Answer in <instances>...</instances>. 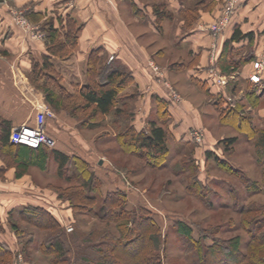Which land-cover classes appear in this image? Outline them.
<instances>
[{
  "label": "rangeland",
  "instance_id": "1",
  "mask_svg": "<svg viewBox=\"0 0 264 264\" xmlns=\"http://www.w3.org/2000/svg\"><path fill=\"white\" fill-rule=\"evenodd\" d=\"M171 25L172 31L174 23L172 22ZM74 56L70 57V60H74L73 70L70 73L55 66L64 85V92L60 95L64 99V105L70 110L78 101L79 88L88 82L87 73L83 70L84 66L78 64ZM95 56L93 57L99 67L120 64L113 55H99L100 58ZM190 60L186 51L179 52L170 48L169 53L164 57L146 60L148 65L146 64L144 72H140L142 78L139 86L137 88L130 86L122 93L123 96L132 92L137 93L136 99L131 102L134 117L130 120V124H134L138 129L147 128L150 116L152 114L156 116L154 114L158 109L154 101L156 95L165 98L170 105L183 108L182 117L175 113L177 118L165 123L172 133L168 136L171 149L168 167L152 169L144 160L123 152L116 137L124 130V122H116L113 115L102 120L97 119L83 109L78 111L77 116H72L66 111L53 110L46 123V132L55 141V146L50 149L55 148L88 161L91 169L102 181L101 189L104 194L121 188L128 194L129 209L139 210L144 207L154 212L153 216L161 228L159 253L162 264H201L197 259L194 245L191 246L175 232L173 225L176 220L190 224L198 240L202 238V233L205 234L204 230H208L210 237L214 236L223 241L241 236V261L232 264H261V260L254 257L247 246L253 240L254 234H257L248 232L249 227L253 230L257 219L264 220V193L248 192L241 177L219 168L214 158L208 159L206 151L209 150L213 152V156L230 162L252 181H257L263 186L264 160L257 161L254 142L248 141L235 124L223 122L218 101L221 93L230 106L244 105V113L250 115L259 128L264 127V119L261 118L264 116V106H261L262 109L260 108L256 115L253 114L246 105L245 89L248 87L241 81V77L238 74L230 77L221 73L219 78H222L225 84L220 85L218 75L210 66L209 59L210 63L206 64L205 69L193 71V74L206 82L210 70H213L212 78L218 88L214 90V95L210 96L203 86L188 76L190 73L186 71L187 69H182L180 61ZM30 86L35 92H41L31 82ZM21 87L24 98L29 101V98L34 97L30 91L25 90L24 86ZM252 88L260 92V85H254ZM66 92L72 94V99L63 96ZM29 104L32 103L29 101ZM201 121L203 127L200 126ZM196 129L204 132L200 143L191 136V131ZM231 137H237L238 143L228 152L221 141ZM191 158L194 167H191L192 169L185 167L182 170L180 163L184 164ZM6 159L8 157L4 158L5 161ZM175 166H178L177 171L174 170ZM192 174L197 177L201 187L197 193L192 191ZM2 179L6 180V178ZM21 182L27 188L18 190L24 191L20 196L17 192L9 195L12 198L9 200L10 208L16 200H23L22 204L27 201L40 202L39 204L52 213L55 220L62 225H60L61 229L67 234L66 239L70 241L68 246L72 252L71 256L77 255L72 242L78 244V236L75 234L78 230L86 231L88 236L105 231L118 233L114 224H107V221L85 215L80 210L76 211L70 200L62 198V193L68 194L70 187L78 186V183L67 184L59 178L57 164L54 161L51 160L47 171L31 168ZM232 195H236L238 199L236 200ZM100 201L96 206L100 205ZM22 204L15 205V209H12L4 219L0 218V228H4L3 232L0 231V240L18 254L14 264H51V256L45 255L43 247L40 248L41 243L47 240L50 233L20 218ZM27 205L31 204L27 203ZM250 206L254 208L253 212L241 211ZM14 222L25 232L23 236L16 234L11 227ZM147 229L149 236L152 230ZM210 237L203 243L212 244ZM134 240L124 249L117 248L119 254L122 253L128 258L122 259L119 264H140L135 259L139 243H135ZM261 259L264 260V252L261 254ZM212 262L229 264L221 254L214 261L208 260L207 264Z\"/></svg>",
  "mask_w": 264,
  "mask_h": 264
},
{
  "label": "trees",
  "instance_id": "2",
  "mask_svg": "<svg viewBox=\"0 0 264 264\" xmlns=\"http://www.w3.org/2000/svg\"><path fill=\"white\" fill-rule=\"evenodd\" d=\"M184 13V17L188 19L186 27H192L193 20L199 14L198 9H188ZM66 26H64V33L61 32V29L54 28L53 25L45 30L46 45L49 53L43 56L41 62H37L34 65L32 72L28 75L30 82L43 93L46 102L56 112L66 111L72 116H77L78 111L83 109L84 111H89L93 117L101 120L113 115L116 122H124L125 124L124 130L119 132L116 137L123 152L144 160L147 166L152 169L168 167L171 159L168 136H171L172 133L170 127L165 126V123L171 120L169 103L165 98L154 96L158 109L157 113H154L156 116L152 114L148 119L149 128L138 129L134 124H130V120L134 117L131 102L136 99L137 93L132 92L124 96L122 93L130 86L137 88L139 85L136 82L134 72L126 66L116 64L115 66L104 65L99 67L93 57L94 55H91L86 70L88 82L79 88L77 103L72 110L64 105V99L60 95L64 92V85L60 75L56 72L53 61L55 59H69L74 55L81 27L77 22H67ZM243 38H249L250 41H253L252 33L243 34L239 28L236 29L226 47L231 42L240 41ZM97 57L100 58L101 56L97 55ZM226 58H228L227 55L222 59L220 58L222 73L232 74L236 72L238 66L235 67ZM250 59H252L251 55L246 58V61ZM209 79L211 81L214 80L213 78ZM209 79L206 82H202L194 78L212 96L214 94L210 87H213ZM63 96H66V99H72V94L67 92L63 93ZM246 99V105L253 109L263 105L261 96L253 88H250L247 92ZM218 104L221 106L219 113L223 122L235 124L248 141H253L256 159L258 162L263 161L264 127L259 128L254 124L253 118L244 113V105L230 106L221 93ZM12 128L10 121L0 119V153L3 158L8 157L9 160H4L5 164L8 168H15L17 178L27 175L31 168L47 171L52 160L57 164V175L59 178L66 181L67 184L78 183V186L70 187L71 190L68 191V194L62 193V198L70 200L76 211L80 210L85 215L107 221V224L112 223L117 227V234H112V231H105L88 236V233L84 230L76 231L78 244L73 242L72 244H74L77 255L73 257L68 246L70 241L66 239L67 234L61 229L62 225L55 220L52 213L42 206H25L19 212L20 218L27 220L29 223L32 222L50 233L47 240L41 243L40 248L43 247L45 255L51 256V264H119L125 258V255L119 254L117 248L124 249L133 239H135V243H139L135 259L140 264H162L159 253L161 228L155 220L152 210L144 207L139 210L129 209L128 194L121 188L104 194L101 189V179L91 169L90 163L79 156L69 155L61 150L50 149L43 145L38 148H32L27 145L11 143L10 134ZM221 143L225 150L230 152L238 143V138H225ZM206 155L208 159L214 158L222 170L241 177L248 192L264 193V183L261 186L257 181H252L240 169L233 166L230 162L220 159L218 156H213V152L209 150L206 151ZM182 163H180L182 170L185 167L189 169L194 167L191 164L193 163L192 158L188 162ZM177 167L175 166L174 170ZM192 181V191L197 193L201 187L197 177L193 176V174ZM232 197L236 198V200L238 199L236 195H232ZM99 200H101L100 205L96 206ZM241 211L253 212L254 208L250 206L243 208ZM256 221L254 220L257 223L254 225V229L250 230L249 227L248 232L257 234H254L255 236L248 244L247 249H250L254 257L259 258L261 264H264V260L261 259V254L264 252V220L257 219ZM11 227L20 237L25 233L15 222L12 223ZM147 228L152 230V234H149V236ZM173 228L178 236L184 238L191 246L194 245L197 259L201 264H207L208 260L211 261V259L213 261L216 260L219 254L229 264L233 262L240 263L242 257L241 236H235L223 241L216 237L214 238V236L210 237L208 230H204L205 234L202 233V238L198 240L194 236V228L183 220H176ZM0 231L3 232L4 228H0ZM209 237L213 243L206 245L203 241ZM25 247L26 253L27 245ZM116 253L118 255H115ZM17 256L18 254L14 250L0 240V264H14ZM125 259L128 258L126 257ZM210 264H214V262Z\"/></svg>",
  "mask_w": 264,
  "mask_h": 264
},
{
  "label": "crops",
  "instance_id": "3",
  "mask_svg": "<svg viewBox=\"0 0 264 264\" xmlns=\"http://www.w3.org/2000/svg\"><path fill=\"white\" fill-rule=\"evenodd\" d=\"M227 1L14 0L9 4L4 0L0 3V119L10 121L12 129L35 123L34 108L24 98L21 86H24L23 82L26 81L30 85L28 75L34 65L41 62L43 56L49 53L45 30L53 25L64 33L67 22H77L81 26L73 56L78 64L84 66V71L87 70L91 55H113L116 61L134 72L139 85L142 78L140 72H144L146 64L148 65L146 60L164 57L170 48H174L179 52L186 51V55L191 59L189 62L180 61L182 69L189 71L190 78L203 82L193 74V71L205 69L210 59V66L214 68L219 78L222 73V69L219 68L220 58L227 55L229 63L238 66V69L232 74L225 75L232 77L238 74L248 87L246 91L244 90L247 94L254 86L249 80L253 72V63L264 50V0H240L230 23L220 38L216 39L206 27L222 16ZM10 5L23 11L30 25L42 33L43 37L36 39L24 34L13 19ZM196 8L198 16L193 20L192 27H186L188 19L184 17V12ZM172 22L174 26L171 31ZM238 28L243 34L252 33L253 41L243 38L231 42L226 47ZM249 55L252 59L246 61ZM53 62L57 69L66 70L68 73L73 70V59H55ZM212 72L213 70H210L209 78L213 77ZM209 80L213 87L210 89L214 93L218 86L215 80ZM259 90L263 107L264 89ZM261 106L255 109L250 106L248 108L256 115L257 111L262 109ZM182 109L180 106L169 104L171 119L177 118L176 115L182 117ZM261 118L264 119V116ZM200 126H204L202 121ZM24 177L17 178L15 168H8L0 153V218L4 219L12 209H15V205L22 204L23 200H16L13 208H10L9 200L12 198L9 195L17 192L20 196V193H24L18 191L27 188L21 182ZM27 203L42 206L40 202ZM27 203H23L22 208L27 206Z\"/></svg>",
  "mask_w": 264,
  "mask_h": 264
},
{
  "label": "built area",
  "instance_id": "4",
  "mask_svg": "<svg viewBox=\"0 0 264 264\" xmlns=\"http://www.w3.org/2000/svg\"><path fill=\"white\" fill-rule=\"evenodd\" d=\"M13 1L14 0H6L9 4ZM239 2L240 0H228L222 16L206 27L214 38H220L225 28L230 23L231 17ZM9 7L14 21L22 29L24 34L36 39L43 37L42 33L30 25L28 19L24 16L23 11L16 9L11 5ZM249 80L255 86L260 85L259 89H264V50L253 63V72L251 73ZM218 83L222 85L225 84V81L222 78H219ZM23 85L26 91H30L31 94L34 95L33 98H29V101L32 103L34 108L35 123L33 125L24 124L12 129L10 141L13 144L27 145L32 148H38L42 145L53 148L55 146V141L48 136L46 132L47 119L53 114V110L46 102L45 96L41 92H35L27 81L23 82ZM191 136L196 142L200 143L203 140L204 132L201 129L192 130Z\"/></svg>",
  "mask_w": 264,
  "mask_h": 264
},
{
  "label": "water",
  "instance_id": "5",
  "mask_svg": "<svg viewBox=\"0 0 264 264\" xmlns=\"http://www.w3.org/2000/svg\"><path fill=\"white\" fill-rule=\"evenodd\" d=\"M4 2V0H0V3H3Z\"/></svg>",
  "mask_w": 264,
  "mask_h": 264
}]
</instances>
